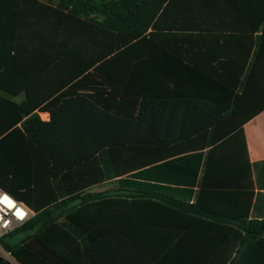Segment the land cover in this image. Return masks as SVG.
<instances>
[{
	"label": "trees",
	"instance_id": "obj_1",
	"mask_svg": "<svg viewBox=\"0 0 264 264\" xmlns=\"http://www.w3.org/2000/svg\"><path fill=\"white\" fill-rule=\"evenodd\" d=\"M149 2L0 0L3 77L10 66L32 68L35 82L38 73L64 74L43 92L0 82V187L34 213L0 238L17 264H241L264 236V219L249 220L242 129L264 107L232 93L219 106L201 93L139 91L138 53L154 45L145 35L153 13L138 8ZM114 179L115 188L86 193ZM161 183L188 186V196L196 186L194 203ZM165 213H175L171 224L158 217ZM155 228L179 233L175 243L157 246Z\"/></svg>",
	"mask_w": 264,
	"mask_h": 264
},
{
	"label": "crops",
	"instance_id": "obj_2",
	"mask_svg": "<svg viewBox=\"0 0 264 264\" xmlns=\"http://www.w3.org/2000/svg\"><path fill=\"white\" fill-rule=\"evenodd\" d=\"M157 2L140 4L138 8L148 17L153 13L145 35L152 34V37H146L154 45L152 52L138 53L139 91L158 93L156 95L160 97L172 93L190 97L201 93L202 98L219 106H227L232 93L233 96H244L245 107H264V0H165L159 6ZM32 44L31 41V52ZM6 60L11 64L8 56ZM3 70L1 68L0 82L5 91L43 92L50 83L64 77L62 71L55 69L38 73L40 78L35 82L32 68L18 71L10 66L4 77ZM18 76H23L24 80ZM23 98L24 94H19L13 100L19 103ZM36 113L41 121H49L48 112ZM242 129L253 181L249 220L261 222L264 219V108L247 120ZM207 150L200 151L205 153ZM186 152H176L154 161L153 165ZM103 184L110 186L107 190L113 189L116 179L91 186L86 193H99L97 189ZM159 187L189 204L194 203L196 186L191 187V196L183 190L188 186L161 183ZM165 214L167 217H158L168 218L171 224L175 213ZM153 234L154 243L160 246L167 238L170 245L174 244L173 238L179 233L155 228ZM207 234L220 233L210 230ZM241 264H264V236L249 246L248 256Z\"/></svg>",
	"mask_w": 264,
	"mask_h": 264
},
{
	"label": "built area",
	"instance_id": "obj_3",
	"mask_svg": "<svg viewBox=\"0 0 264 264\" xmlns=\"http://www.w3.org/2000/svg\"><path fill=\"white\" fill-rule=\"evenodd\" d=\"M33 215L23 202L0 187V238L21 227Z\"/></svg>",
	"mask_w": 264,
	"mask_h": 264
},
{
	"label": "rangeland",
	"instance_id": "obj_4",
	"mask_svg": "<svg viewBox=\"0 0 264 264\" xmlns=\"http://www.w3.org/2000/svg\"><path fill=\"white\" fill-rule=\"evenodd\" d=\"M108 188H110V186L108 184H103L101 186L98 187L97 192H101V191H105ZM0 257L3 258L5 261L9 262L10 264H17L8 253H6L4 251V249L0 246Z\"/></svg>",
	"mask_w": 264,
	"mask_h": 264
}]
</instances>
